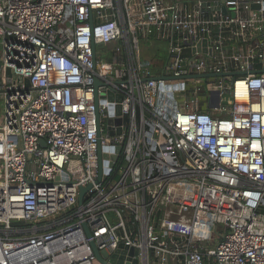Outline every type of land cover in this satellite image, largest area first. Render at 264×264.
<instances>
[{
    "label": "built area",
    "instance_id": "built-area-1",
    "mask_svg": "<svg viewBox=\"0 0 264 264\" xmlns=\"http://www.w3.org/2000/svg\"><path fill=\"white\" fill-rule=\"evenodd\" d=\"M263 62L264 0H0V264H264Z\"/></svg>",
    "mask_w": 264,
    "mask_h": 264
},
{
    "label": "water",
    "instance_id": "water-1",
    "mask_svg": "<svg viewBox=\"0 0 264 264\" xmlns=\"http://www.w3.org/2000/svg\"><path fill=\"white\" fill-rule=\"evenodd\" d=\"M217 5L222 4V2H217ZM221 11L223 14H225L226 9L224 7H221ZM94 45H92V51H93V60L95 61V57H94ZM264 64V62H263ZM3 73L5 75H9V71L8 70H4ZM250 74H264V65H263V69L261 70H250L249 71ZM245 75L244 72H232L229 74H222V75H216V74H203V75H199V78H206V77H221V76H231V77H237V76H243ZM155 80H159L158 77L153 78ZM100 85L99 81H94L93 86L95 89V93H94V104H95V109H96V115H95V119H96V138H97V178H96V183H99L101 181V179L103 178V169H102V165L103 159H106L107 157L102 155L101 152V143H100V120H99V114L97 112V95H96V89L97 87ZM175 88V86H174ZM119 102L121 101V97H118L117 99ZM108 115L110 117H114L116 116L115 119H110L108 120L107 124L111 125V124H115L116 126H120L122 123L120 116V105L117 106H113L110 105L109 109H108ZM119 135L120 134V129H118L115 132H111V135ZM42 144V142H41ZM119 153V149H117V154ZM112 160H116L117 156H112L110 157ZM106 173H108V171H106ZM90 186H87L86 188H79V194H78V205L81 206L83 204V196L85 194V192L88 190ZM84 233L86 235L87 238H90L91 234L89 232V229L87 228L86 224L82 225ZM90 246L92 248V251L94 253L96 262L99 264H109L106 260H104L101 257V254L99 252V250L97 249V247L95 246L93 241H90ZM113 260L110 262L111 264H123L124 259L126 258V262L125 264H139V261L137 259V251L134 248H128L125 247L123 245L119 246V249L116 251V253L113 255Z\"/></svg>",
    "mask_w": 264,
    "mask_h": 264
},
{
    "label": "rangeland",
    "instance_id": "rangeland-1",
    "mask_svg": "<svg viewBox=\"0 0 264 264\" xmlns=\"http://www.w3.org/2000/svg\"><path fill=\"white\" fill-rule=\"evenodd\" d=\"M185 1H190V0H185ZM99 52L101 53V56L103 57L104 53V47H98ZM142 56L144 58H149L152 59L154 56L161 61L168 62L169 56H168V46L163 44L162 42H155L153 46L149 47H144L142 48ZM155 74H161L163 72V69L161 68H156L153 71ZM3 116V105L2 101L0 100V120ZM99 264V263H95Z\"/></svg>",
    "mask_w": 264,
    "mask_h": 264
},
{
    "label": "crops",
    "instance_id": "crops-1",
    "mask_svg": "<svg viewBox=\"0 0 264 264\" xmlns=\"http://www.w3.org/2000/svg\"><path fill=\"white\" fill-rule=\"evenodd\" d=\"M151 260H152L153 264H156V259L155 258H151ZM170 264H173V263H170ZM174 264H182V261L181 260L180 261L177 260L176 262H174Z\"/></svg>",
    "mask_w": 264,
    "mask_h": 264
},
{
    "label": "bare ground",
    "instance_id": "bare-ground-1",
    "mask_svg": "<svg viewBox=\"0 0 264 264\" xmlns=\"http://www.w3.org/2000/svg\"><path fill=\"white\" fill-rule=\"evenodd\" d=\"M240 94H245V92L242 90V91H240Z\"/></svg>",
    "mask_w": 264,
    "mask_h": 264
}]
</instances>
